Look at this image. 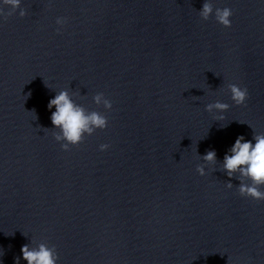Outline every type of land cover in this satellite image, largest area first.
<instances>
[{
  "label": "clouds",
  "instance_id": "9594fccd",
  "mask_svg": "<svg viewBox=\"0 0 264 264\" xmlns=\"http://www.w3.org/2000/svg\"><path fill=\"white\" fill-rule=\"evenodd\" d=\"M5 8H8V11H5ZM18 9L20 17L27 15L26 10L21 8V0H0V17L4 20L16 13ZM199 15L205 21L214 16L220 25L229 28L233 11L228 7L214 9L210 0H205L202 9L199 10ZM56 23L63 26L66 23V18L58 17ZM57 31L59 32L60 29L58 28ZM46 86L48 85L46 84ZM227 89L231 94V100L237 106L244 105L249 98L246 87L242 88L238 84L230 83L227 85ZM93 101L96 105H103L105 109H112V102L105 98L103 93L95 94ZM47 107L49 109L55 107L50 119L55 129H59V132L54 133V138L56 141L62 142L61 148L64 151H69L70 146H78L86 136L94 134L97 130H104L108 126V118L105 115L97 111H88L82 105L75 103L67 90L56 92ZM229 107L227 103L216 101L207 104L206 111L223 113ZM215 119L221 121L224 116L219 115ZM253 140L254 144L252 141H245L243 136L237 137L229 149V153L225 154L221 163L222 167L219 170L226 172L229 178L235 177L240 181L237 190L242 197L261 201L264 200V191L261 190V186H264V134L254 132ZM109 147L108 144H101L100 150L105 151ZM200 157L204 164L197 165L196 170L201 176H204L206 174L205 165H215L218 162L217 155L215 150H207L206 154ZM245 181H250V183ZM226 186L231 189L233 184L227 182ZM21 252L27 264H57L59 259L55 246L49 247L46 243H39L35 247L25 244L21 247ZM19 260L20 258L17 257L15 264H19Z\"/></svg>",
  "mask_w": 264,
  "mask_h": 264
}]
</instances>
